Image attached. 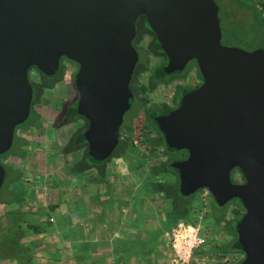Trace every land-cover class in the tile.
Masks as SVG:
<instances>
[{
    "label": "water",
    "instance_id": "1",
    "mask_svg": "<svg viewBox=\"0 0 264 264\" xmlns=\"http://www.w3.org/2000/svg\"><path fill=\"white\" fill-rule=\"evenodd\" d=\"M140 16L166 55V73L194 60L203 79L177 110L156 119L166 145L189 152L177 165L182 195L191 186L217 201L221 191L230 194L225 202L241 200L240 264H264V48L223 46L213 0H0V156L29 116V70L52 76L65 58L78 66L77 112L88 122V155L107 160L133 101ZM234 167L242 186L230 182ZM4 176L0 164V188Z\"/></svg>",
    "mask_w": 264,
    "mask_h": 264
},
{
    "label": "crops",
    "instance_id": "2",
    "mask_svg": "<svg viewBox=\"0 0 264 264\" xmlns=\"http://www.w3.org/2000/svg\"><path fill=\"white\" fill-rule=\"evenodd\" d=\"M46 151L36 155L35 167L26 168V158L6 161L10 172L7 188L21 196L23 202L5 205L8 214L0 217L20 215L22 219L23 213L27 215L12 229L19 228L23 234L20 243L31 256L28 264H172L171 232L178 223L197 227L206 243L199 225L203 216L208 217V225L212 221L204 192L187 202L184 209L183 204L178 209L160 186L171 183V178L158 171L151 172V176L148 171L130 176L127 164L132 160L125 155L97 168L88 163L86 167H74L73 162V166L67 165L66 172L61 158ZM16 162L19 168L14 166ZM101 170L104 175H100ZM15 171L21 173L20 179L12 175ZM21 171L33 174L24 178ZM228 210L225 222L232 220L227 218ZM213 224L219 227L223 223ZM222 230L231 241L229 232ZM202 249L201 246L198 259L204 264ZM231 255L237 254L231 253L229 258ZM239 256L243 259V255ZM195 257L193 253L191 261L198 263ZM218 259L228 260L220 255ZM0 264L23 263L0 258Z\"/></svg>",
    "mask_w": 264,
    "mask_h": 264
},
{
    "label": "flooded vegetation",
    "instance_id": "3",
    "mask_svg": "<svg viewBox=\"0 0 264 264\" xmlns=\"http://www.w3.org/2000/svg\"><path fill=\"white\" fill-rule=\"evenodd\" d=\"M218 9H219V7H218ZM143 36H147L149 40L147 43V48L140 49L138 47V44H139L138 42L141 40V38ZM156 40L157 39H156L155 35L148 28V25H147L145 18L143 16H140L136 21V34H135V38L133 40V46L136 49L137 54H138V62L136 64L135 70L133 72V75H132V78L130 81V90L133 94V101L130 105V108L128 109L127 113L125 114V116L123 118L122 125L120 127L119 140L122 139L121 133L123 132V130L125 128L123 126V124L128 123V121L126 120V116L129 112V110L131 109L132 105L135 103L136 99H139V98L145 99L144 97L138 96L139 92H140L139 78L143 74V69L146 67V66H143L141 64V56H142V53H144L145 56L151 55L154 58V64H153V66H149V68H147V70L144 71L145 73H147V78H146L147 83H148L147 92L149 94H156L157 89L163 87V88H170L171 94L169 95L167 101L162 100L160 102L153 101L151 103H147L146 107L144 109H141L139 111V114H138V115L142 116L143 124H145L144 126L147 127L149 130L150 135L147 137L148 142H150L152 144L154 149L161 150L160 153L155 152V153L159 154V157H157L155 159V160H157V162H155L153 168L151 167L149 169L148 173L151 176L152 174H154L153 173L154 171H158L157 173L161 172L163 174H167L168 177L171 178L172 182L165 184V185H167V189H168L169 193L171 195H173L172 197L171 196H169V197L171 198L173 204L177 205L176 207H178V209H179L181 204L184 205V207H183V209H184L187 202L190 201V203H191L192 199L197 194H199L200 192H206V196L208 197V203L210 204V207L207 208L210 220L213 223H215L213 220V216L216 215L217 218H220L222 212L224 210H228V209H233L235 211L234 216L232 217V220H233L236 217L237 212L242 210L240 208V206L243 204H242L241 200H239L237 198H234V199H231V200H228L227 202H225L226 197H228L230 194L227 195L223 191H221L220 193H216L218 198H221V197L223 198V201H217V200H215L212 193L208 189L193 190V188L191 186H187V188H185V191L187 193H189V195H187V196L182 195L183 193L181 192V188H180L181 174L179 172L177 165L186 163L188 161L189 152L184 150V149L176 150V149L170 148L168 145H166L163 134L161 133V131L159 129V126L157 124L156 119L159 116L168 115L170 112L177 110L180 107V104H181L183 98L186 95H188L190 92L199 88L203 84V79L199 73L198 67H197L196 62L194 60L190 61L182 71H175V72H172L169 74L166 73V71H165L167 76H165L162 79L156 78V76L153 74V72L157 71L160 68H163L165 70V68L167 66V62H168L166 55L164 54V52L162 50H160V51L151 50V48L155 44ZM65 62H68V63L73 64L75 66V71H74V74L72 76V84L74 87L75 95L73 98H70L68 100V102H65L63 104V106H61V108L59 109V112L57 114H55L54 118L52 119L53 121L48 122L49 132H52L53 134L57 135V137L58 136L60 138L64 137L65 134H67L70 126L73 128L74 127L73 125L77 122L79 125L77 127H75L69 133L68 142H66V144H63L62 146L58 147L59 148L58 151L60 153L57 154V158L67 156L69 154L70 155L76 154L79 156H77V160L75 161L76 163H75L74 167H81V166L86 167L87 166L88 161L86 160V158H87L86 155H88V145L86 143L84 135H85L87 128H88V122L85 118H82V117H78L77 119H75L73 121L67 122V120L65 119V116H64V113L68 110V108L70 109L73 106V104L78 102V92L76 90L75 80H74V75H76V73H77L78 66L75 63L68 61L65 58H62V59H60L59 69H58L57 73H55L52 76H45V75L41 74L39 71H37V69H35V68H32L29 70L28 78H29V82H30V84L32 86V90H33L30 113H29L27 120L23 124H21L20 126H18L16 128L14 138H13V143H12L11 148L9 149V151L13 150V148L16 147L15 146V144H16L17 145L16 151L11 153V155H9V157L6 159L0 158V164L3 167L6 168V161L9 158L16 157L19 160L20 159L23 160L25 158L23 155L24 151L31 144V142L28 138V136H32V131L29 132L30 129H33V128H38L37 130L41 129V127L40 128L36 127L35 124L38 122L41 123L42 117L41 118L39 117L41 112H39L38 108H40L43 105V103L40 102V103L33 104L34 93L38 92L37 90H35L37 88L38 84H35L32 82V79L30 78L31 77L30 74L32 73V74L38 76V79L43 78L47 82H49V81L52 82V80H54V78H56L57 76H60L62 74L63 65ZM56 82H58V81H56ZM55 84L54 83H53V85L48 84L47 86L41 85V93L39 95V99L41 100V95L44 91L46 92V91L52 90V88H54ZM147 110H149L148 114L149 113H157V116L154 117V121L156 123L155 126H153L151 124V122L149 120H147V115H146ZM63 132H64V134H63ZM39 135H41L42 139L45 138L44 132L39 134ZM81 136L84 138V142L80 143L79 147H76L75 150H73L69 153L63 152L64 147H66L67 144L72 145V142H74L75 140H77ZM56 141L58 142V144L60 143V141L58 139H56ZM162 144H165L167 146V148H164V146ZM111 159H113V158H111ZM151 172H152V174H151ZM16 173H17V171H15V174ZM184 173L188 174L187 169H184ZM8 178H9V173H8ZM229 178H230V182H231L232 186H242L245 184V178L243 177L240 168H237V167L232 168L230 173H229ZM221 193H223V194H221ZM178 194H180L181 197ZM180 200H182L183 203H181ZM218 202H222V204L218 203ZM243 209H244V207H243ZM242 211H240L241 214H242ZM223 224L225 225L226 223H223Z\"/></svg>",
    "mask_w": 264,
    "mask_h": 264
},
{
    "label": "rangeland",
    "instance_id": "4",
    "mask_svg": "<svg viewBox=\"0 0 264 264\" xmlns=\"http://www.w3.org/2000/svg\"><path fill=\"white\" fill-rule=\"evenodd\" d=\"M215 4L219 7V18H220V25H221V44L225 47L229 48H239L244 51H254L256 49L264 48V31L263 28L258 26L253 15L255 14L254 7H256L257 11L260 10L261 6L260 3H263L264 0H213ZM249 7V8H248ZM264 14V12H263ZM264 16V15H263ZM261 24H264V21H262ZM148 37L143 36L141 40L138 42V47L140 49L147 48L148 43ZM141 64L143 66H146L149 68V66H153L154 64V58L149 55L145 56L144 53H142L141 56ZM75 71V66L73 64H70L68 62H65L63 65L62 74L58 76L60 79L59 81L55 79V86L50 91H44L41 95V103L43 105L38 108L41 118V129L37 130L38 128L30 129L29 132L32 131V136H28L31 144L28 148L24 151V157L26 160H24L27 164L26 168L29 167H35L37 163V154L44 153V150H47V154L55 155L57 156L58 153H60L58 150L60 146L63 144H66L69 139V133L77 127L79 124L76 122L73 126V128L70 126L68 129L67 134H65L64 137H57V135L53 134L52 132H49V125L48 122H52L55 114L59 112V109L65 102H68L70 98H73L75 95L74 87L72 84V76ZM139 78V97H144L147 101V103H151L153 101L160 102L162 100L167 101L169 95L171 94L170 88H159L157 89L156 94H149L147 92V73L144 72ZM30 78L32 79V82L35 84H38L36 90L41 93V85L46 84L47 81L43 78L38 79V76L34 74H30ZM58 81V82H56ZM142 121V116L138 115L131 123V130H128L127 128H124L123 132L121 133L122 139L127 143V151L124 154L125 156L131 158L132 163L127 164L129 167V173L130 176H134L135 173L140 174H146L147 171L154 165V162H157L155 160L157 157H159V154L161 150L154 149L152 144L148 142L147 137L150 135L149 130L147 127L144 126ZM39 127V128H40ZM68 128V127H67ZM72 128V129H71ZM37 130V131H36ZM45 133V138H41V133ZM64 134V132H63ZM58 139L60 143L56 141ZM16 147L13 148V150L8 152V155H11V153L16 151ZM158 152V153H155ZM123 155V156H124ZM76 154H69L67 156L59 157L61 158L63 162V168L62 170H65L66 172L69 171V168L67 165L73 166V162L77 160ZM5 161V160H4ZM24 164V163H23ZM66 164V165H65ZM141 165V166H140ZM15 167L19 168L20 164L16 162L14 164ZM22 172V171H21ZM10 174V172L8 171ZM21 174V173H20ZM33 173L32 172H22V176L24 178L30 177ZM12 175H15L14 172H12ZM33 179L31 180L32 183ZM34 181H36L34 179ZM120 182H123L120 180ZM27 186L29 187L30 182L26 181ZM9 184V183H8ZM127 186L130 184L128 181L125 182ZM7 180L6 184H4V188L7 189ZM204 198L208 197L206 196V192ZM202 194V195H203ZM5 199V198H4ZM10 206L11 204H5L4 202H0V216L8 214V208L5 207ZM230 210V211H229ZM227 218H231L234 216V210L229 209ZM232 210V211H231ZM20 216V215H19ZM27 215L23 213V218L25 219ZM21 220H18V222H21ZM208 217L203 216V220L201 221L199 228L204 234V238H206V243L202 245V248H204L203 251V258H204V264H236L239 260L242 259V256H239L240 254L234 255L229 258L228 254H221L216 248L224 243L230 241V236H227L226 233L223 232V225L219 227H216L212 222L208 225L207 222ZM196 223V221H193ZM198 223V222H197ZM195 227V226H194ZM19 231L20 229L17 228ZM200 231V232H201ZM200 237L202 238V235L200 233ZM201 247L197 248L193 253L196 254V260L198 263H193V260L190 261L189 264H203L198 259V253H200ZM221 257H227L228 260H222L218 259V256Z\"/></svg>",
    "mask_w": 264,
    "mask_h": 264
},
{
    "label": "trees",
    "instance_id": "5",
    "mask_svg": "<svg viewBox=\"0 0 264 264\" xmlns=\"http://www.w3.org/2000/svg\"><path fill=\"white\" fill-rule=\"evenodd\" d=\"M261 8L259 11H257L256 7H254L255 10V14L253 15L254 20L257 23L258 26L263 28L264 31V24H261L262 21H264V2L260 3ZM249 8V7H248ZM151 50L154 51H160V45L158 43V41L156 40L155 44L152 46ZM143 70H147V67H145ZM153 74L156 76V78L158 79H162L165 76H167V74L165 73V70L163 68L158 69L157 71L153 72ZM75 76L74 75V80H75ZM56 80H60L58 78V76L56 78H54V80L47 82L46 84L43 83V86H47L49 85H53V83ZM36 90V89H35ZM39 95L40 92H35L34 93V101L33 104L36 103H40V99H39ZM147 105V101L143 98H139L136 99L135 103L132 105L131 109L129 110L127 116H126V120L128 121V123L123 124V126L125 128H127L128 130H131V123L132 121L138 116L139 111L141 109H144ZM135 106V107H134ZM149 110L146 111V115H147V120H149L151 122V124L153 126L156 125L155 121H154V117L157 116V113H149ZM39 116V115H38ZM65 119L67 120V122L73 121L75 119H77L78 117H82L80 115H78L77 112V103L73 104V106L64 113ZM83 118V117H82ZM36 127H40V123H36L35 124ZM84 142V138L81 136L79 137L77 140H75L74 142H72L71 144H67L66 147H64V153H69L73 150H75L76 147H79L80 143ZM69 145V146H68ZM164 146V148H167V146L165 144H162ZM127 143L120 139L117 146L115 147L112 155L108 158V160L103 161V162H96L95 160H93L92 158H89L88 155L86 160L88 161V164L91 167L97 168L99 166L105 165V163H107L111 158H119L121 156H123L126 151H127ZM9 155L8 153L3 154L2 156H0V158H8ZM5 169V176H4V181L3 184L0 188V202H4L5 204H12V203H22L23 202V198L19 195H15L13 193H11L8 188H4V184H6V180H7V185L10 182V180L8 179V172L7 169L4 167ZM100 175H104V171H100ZM21 175L19 172L16 173V178L20 179ZM161 187L164 188L165 192L168 194V196H172L168 189H167V185L165 184H161ZM180 196V194H178ZM5 198V199H4ZM240 208L244 211L243 209V205L240 206ZM240 210V211H242ZM237 212L236 217L233 220L224 221V214H225V210L222 212L221 217L217 218L216 215L213 216V220L215 222L216 225H220L221 223H226L225 226H223V229H225L226 231L229 232V234L232 237V240L230 241V243L223 245L218 251L221 254H228V253H237V254H241L244 255L243 252V248L241 246V243L239 241V238L241 237V220L243 218V214L244 212ZM21 219V216L19 215H8L6 217H0V258L2 259H12L14 261H18L19 263H23V264H28L31 261V256L28 254V249L23 247L20 243L21 238L23 237L22 232L20 231H16L14 229H12V226ZM242 261V259H241ZM241 261H239L237 264H240Z\"/></svg>",
    "mask_w": 264,
    "mask_h": 264
},
{
    "label": "built area",
    "instance_id": "6",
    "mask_svg": "<svg viewBox=\"0 0 264 264\" xmlns=\"http://www.w3.org/2000/svg\"><path fill=\"white\" fill-rule=\"evenodd\" d=\"M173 238L172 264H189L194 250L204 244L197 227L178 223L171 232Z\"/></svg>",
    "mask_w": 264,
    "mask_h": 264
}]
</instances>
